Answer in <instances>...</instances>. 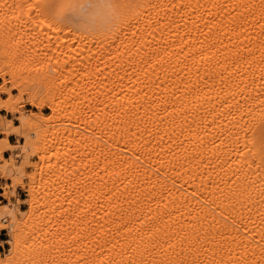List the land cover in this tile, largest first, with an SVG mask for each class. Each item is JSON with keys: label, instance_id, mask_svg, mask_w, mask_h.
<instances>
[{"label": "bare ground", "instance_id": "obj_1", "mask_svg": "<svg viewBox=\"0 0 264 264\" xmlns=\"http://www.w3.org/2000/svg\"><path fill=\"white\" fill-rule=\"evenodd\" d=\"M0 78V264H264V0H0Z\"/></svg>", "mask_w": 264, "mask_h": 264}, {"label": "rangeland", "instance_id": "obj_2", "mask_svg": "<svg viewBox=\"0 0 264 264\" xmlns=\"http://www.w3.org/2000/svg\"><path fill=\"white\" fill-rule=\"evenodd\" d=\"M42 35V36H41ZM39 37V38H38ZM44 37V38H43ZM45 37L46 36H44L43 34H40V35H36V37H35V39L33 38V40L35 41V42H37V44L39 43L40 44V42H42L40 45L42 46H40L39 44H38V47H40V48H43V49H39L38 50V52H39V56H38V58H35L36 60H31V72L29 73L28 71H25V67L23 68V64L25 65L26 63H28L29 61L28 60H22V57H19L18 56V58H21V59H19V61L17 60L18 58H15V60L17 61H14L13 59H14V57H16V56H12V58L13 59H11L10 57H11V55H10V57L8 56H6V57H4L3 59H5V61H7V62H5L4 60V62H5V67H6V69H11V68H13V70L15 69V71L17 72V74H18V77L17 78H21V77H23L25 80H29V81H31V82H33V83H35V85L33 86V83H32V86L33 87H35V88H37L39 91L37 92V97H40V95H41V89H42V87H40L41 85V83H38V81L37 80H34V79H36L35 77L37 76V74L38 73H36L35 71V69H37L40 65H41V63H44L45 61H47V60H49L50 58H53V57H57L58 55V57H60V55H62L61 57H63V55H64V58H67V56H69V55H71L72 54V49H73V46L72 45H70V46H65V50L63 49L61 52H59L60 50L59 49H57L56 48V44H55V42H54V39L52 38L51 39V41H50V43L49 44H47L46 42H48V41H46L45 40ZM53 40V41H52ZM39 41V42H38ZM56 46H55V45ZM67 44V43H66ZM65 44V45H66ZM47 45V46H46ZM49 45V46H48ZM50 45H52L53 46V48H52V46H50ZM45 46V47H44ZM69 47H71V48H69ZM57 49V51H55L56 49ZM46 49H47V51H46ZM45 50V51H44ZM42 52V53H41ZM56 52V53H55ZM64 52H65V54H64ZM49 53V54H48ZM52 53V54H51ZM60 53V54H59ZM70 53V54H69ZM55 54V55H54ZM56 54H58V55H56ZM46 55V56H45ZM50 55V56H49ZM45 58V59H44ZM8 59H10V60H8ZM40 59V60H39ZM21 60H22V62H21ZM26 61V62H25ZM28 61V62H27ZM40 61V62H39ZM42 61H44V62H42ZM17 64H16V63ZM24 62V63H23ZM11 63H13V64H11ZM22 64V65H21ZM37 64V65H36ZM29 65H30V63H29ZM15 66V67H14ZM36 66V67H35ZM17 67V68H16ZM20 68H23V72H22V69H20ZM17 69L19 70V71H17ZM35 73V74H34ZM23 74V75H22ZM31 75V76H30ZM34 75V76H33ZM7 77H9V75H7ZM22 79V78H21ZM2 81V78H0V82ZM37 82V83H36ZM13 83H14V81L13 80H11V81H9V82H7V86L8 87H13ZM38 84V85H37ZM19 89L18 88H12V93H13V95H18L19 94ZM0 97H1V99H5V98H8L9 97V95L8 94H6V93H1L0 94ZM28 97H29V93L28 92H25L24 94H23V96H22V98H21V100H20V102L19 103H17L16 104V108H17V111L18 112H16V113H14V112H10V111H7V110H5V109H2L0 112H1V114L3 115V116H5L7 119H11L12 121H13V123L14 124H19V119L17 118V116H19V115H21V114H27V113H31V112H42V113H45V114H47V113H50L51 112V109L49 108V107H47V106H43V107H41V108H38V107H36V106H34V105H32V104H30L27 100H28ZM81 129V128H80ZM82 130V129H81ZM83 131V130H82ZM85 131V130H84ZM4 134L3 133H1L0 132V137L1 136H3ZM9 136H13V138L11 139V142L12 143H15V142H23L24 141V137H19V136H17V135H15V134H10ZM11 150V151H10ZM16 152H21V149H20V147L18 146V147H16V148H13V149H9V150H6V151H4V156L5 157H8V156H10L11 154H13V153H16ZM28 154H30V152H29V150H26L25 152H22L21 153V155L20 156H18V157H16V161H15V163L16 164H18V165H21L23 162H21L22 160H23V158L24 159H26V155H28ZM55 158L54 157H50L49 159H47L45 162H44V164L43 165H45V167H47V165L48 164H50V163H52L53 162V160H54ZM29 160L31 161V162H33V160H34V162H40V159L38 158V156L37 155H34V154H32V156L30 155V158H29ZM24 161V160H23ZM34 169H35V167H33V166H26L25 168H24V170H23V182L24 183H26V182H28L29 181V179H28V175L29 174H31L33 171H34ZM39 178V175L38 176H36V180H39L38 179ZM12 180L13 179H11V178H8V179H5V178H2V177H0V205H2V204H4V203H7L9 206H12V205H14V204H17V206L19 207V208H21V209H26L27 208V204L25 203V198L27 197V190H26V186H22V185H17V184H15V188L13 187V186H11V188L9 189L8 188V190H12L13 191V193H12V191H10V193H11V196H10V198H8V199H6L2 194H1V192H3L4 191V187L6 186V185H8L7 183H12ZM14 182V181H13ZM14 189V190H13ZM6 222H8V221H6ZM0 236H1V238H4V241H1L0 240V244H1V247H0V252L2 253V254H4L5 252H7L8 251V249H9V243L7 242V241H5L8 237H9V235H8V230L7 229H1L0 230Z\"/></svg>", "mask_w": 264, "mask_h": 264}, {"label": "crops", "instance_id": "obj_3", "mask_svg": "<svg viewBox=\"0 0 264 264\" xmlns=\"http://www.w3.org/2000/svg\"><path fill=\"white\" fill-rule=\"evenodd\" d=\"M13 138V136H9V140L11 141V139ZM0 240L1 241H4V238H1V236H0ZM0 247H1V244H0Z\"/></svg>", "mask_w": 264, "mask_h": 264}]
</instances>
